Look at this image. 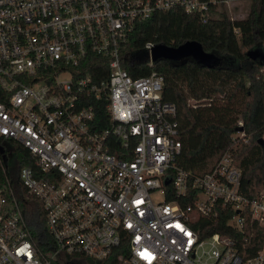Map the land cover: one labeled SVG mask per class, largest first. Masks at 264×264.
Masks as SVG:
<instances>
[{
	"label": "built area",
	"instance_id": "1",
	"mask_svg": "<svg viewBox=\"0 0 264 264\" xmlns=\"http://www.w3.org/2000/svg\"><path fill=\"white\" fill-rule=\"evenodd\" d=\"M228 1L0 0V137L12 141L0 143V264H75L113 248L117 264H264L263 249L239 252L240 236L201 235L219 210L234 211L233 229L243 209L264 225V183L247 197L229 148L201 174L178 165L162 76L133 77L121 66L136 22L176 9L205 21ZM153 44H143L148 64ZM104 58L107 77L95 81L83 68H102ZM16 143L31 164H17ZM31 206L47 233L39 241Z\"/></svg>",
	"mask_w": 264,
	"mask_h": 264
},
{
	"label": "trees",
	"instance_id": "2",
	"mask_svg": "<svg viewBox=\"0 0 264 264\" xmlns=\"http://www.w3.org/2000/svg\"><path fill=\"white\" fill-rule=\"evenodd\" d=\"M224 7L216 17L205 21L178 9L153 12L134 24L121 48V66L133 77L151 71L162 76L161 96L173 102L176 110L180 140L177 164L201 174L229 148L241 170L239 188L252 197L264 183V58L251 59L245 51L256 47L264 52V0H249L248 11L241 18H229ZM185 40L199 42L205 51L214 52L218 58L224 56L227 62L207 67L189 59L173 63L160 58L148 64L147 56L142 57L146 54L143 49L146 41L178 45ZM83 69L95 81L108 74L105 58L104 67ZM103 102L96 104L97 116L98 110L103 113ZM237 120H241V125ZM239 130L247 137L246 141L234 135ZM0 143L12 141L0 137ZM11 150L18 165L32 163L28 151L20 144L12 145ZM233 212L219 210L215 218H204L201 235L213 232L237 235L242 237L238 249L243 256L258 249L264 252V225L243 209L242 228L233 229L226 222ZM40 214L39 209L31 206L28 216L38 241L40 231L44 229L46 233ZM117 253L113 248L104 258L80 257L75 264H117Z\"/></svg>",
	"mask_w": 264,
	"mask_h": 264
},
{
	"label": "water",
	"instance_id": "3",
	"mask_svg": "<svg viewBox=\"0 0 264 264\" xmlns=\"http://www.w3.org/2000/svg\"><path fill=\"white\" fill-rule=\"evenodd\" d=\"M245 54L251 59L261 60L264 58V52L256 47L247 49ZM149 58L151 62L163 58L173 63L189 59L199 65L207 67L216 65L218 61V56L214 52L205 51L201 44L195 40H185L178 45L154 43L150 48Z\"/></svg>",
	"mask_w": 264,
	"mask_h": 264
},
{
	"label": "rangeland",
	"instance_id": "4",
	"mask_svg": "<svg viewBox=\"0 0 264 264\" xmlns=\"http://www.w3.org/2000/svg\"><path fill=\"white\" fill-rule=\"evenodd\" d=\"M249 7V0H229L228 4L225 5L224 9L229 18H241L246 15ZM143 56H147L146 54H142ZM227 62L224 56L219 55L218 61L216 65H222ZM10 161H12L11 172L14 173V155L8 157ZM150 197L152 200L159 201L162 198V194L160 191L153 190L150 192Z\"/></svg>",
	"mask_w": 264,
	"mask_h": 264
},
{
	"label": "flooded vegetation",
	"instance_id": "5",
	"mask_svg": "<svg viewBox=\"0 0 264 264\" xmlns=\"http://www.w3.org/2000/svg\"><path fill=\"white\" fill-rule=\"evenodd\" d=\"M0 146H1V148H2V152H4L5 149L3 148V146H2V145H0Z\"/></svg>",
	"mask_w": 264,
	"mask_h": 264
}]
</instances>
